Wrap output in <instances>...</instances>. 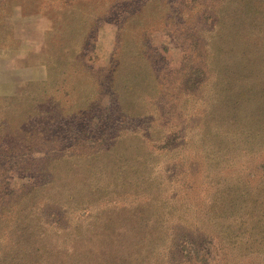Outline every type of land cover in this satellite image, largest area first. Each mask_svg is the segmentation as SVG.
<instances>
[{"label":"rangeland","instance_id":"rangeland-1","mask_svg":"<svg viewBox=\"0 0 264 264\" xmlns=\"http://www.w3.org/2000/svg\"><path fill=\"white\" fill-rule=\"evenodd\" d=\"M226 3L0 0V103L56 76L59 96L72 95L71 101L80 103L72 111H95L100 100L101 112L116 119L101 139L79 142L83 147L76 146L71 157L57 159L54 186L41 191L40 196L58 201V220L70 229L66 237L89 240V248L99 245L103 253L115 248L116 240L130 239L141 264H264V127L256 122L251 129L258 114L249 116L247 103L232 105L237 93L221 96L212 67H201V33L210 30L214 12ZM60 15L78 16L75 22L83 30L65 47L62 29L72 26L57 22ZM86 20L93 23L87 38ZM203 72L210 78L201 84ZM233 85L259 90L262 84L243 79ZM30 94L44 102L19 108L20 116L11 108L0 111V117L13 115L17 127L37 119L31 139L25 133L10 135L18 163L41 157L29 147H48L50 136L36 132L55 127L42 121L41 113L60 112L51 89ZM256 103L262 107L264 98ZM91 121L93 129L97 123ZM29 183L11 172L0 176V208L16 201L14 215L4 217L8 223L27 217L31 236L25 240L32 242L56 219L41 197L17 203ZM45 233L47 240H56L53 231Z\"/></svg>","mask_w":264,"mask_h":264},{"label":"trees","instance_id":"trees-1","mask_svg":"<svg viewBox=\"0 0 264 264\" xmlns=\"http://www.w3.org/2000/svg\"><path fill=\"white\" fill-rule=\"evenodd\" d=\"M224 1L227 2L226 5H222L221 8L216 11V14L214 12L210 30L206 29L201 33L200 43L202 44V49L204 48L201 54V67L207 65L212 67V77L215 80V85L218 87L221 96L228 97L231 93H237L239 99L237 98L236 102L230 99V103L234 106L235 104L242 106L243 103H247L245 107L249 110L252 109L249 116H251L252 113L258 114L259 117L257 120L254 115L253 122L252 120L250 121L251 129H253L256 122L259 126L264 127V110L259 111L264 107V103L262 107L259 106L260 104L256 103L258 99L264 98V0ZM197 6L200 7V4ZM185 8L190 7L186 6ZM92 15L98 16V18L105 16L104 14ZM61 16L62 15L56 17L58 18L56 20L57 22H65L68 26H72V28L67 27L65 30L62 29L61 40H65L62 44L65 47L67 43L73 42L79 32L83 35V30L79 27L80 23L77 22L78 25H76L77 23L75 21H77L78 16L74 15V18H72L71 15L69 17L70 20H73L71 22L76 23H74V25L67 22L69 20L68 18ZM50 19L54 22L55 16L52 18L50 17ZM191 20L194 21L192 18ZM83 23L86 27L84 36L87 38L89 31L91 32V25L93 23L90 22L88 24L87 20ZM205 31L206 33H204ZM203 34H208V38H203ZM5 35L6 34L2 36L1 41L5 38ZM195 42L199 43L198 38L195 39ZM80 56L81 54L74 58V60L80 59ZM68 62H71V60ZM67 63H65V65H67ZM197 71L198 69H196V72ZM63 74L64 82L66 83L68 82L69 75L66 70H63ZM200 74H202V77L199 78V83L201 84L205 83L208 81V78H210L204 72ZM198 75L199 72L195 74V76ZM55 78L56 76H49L45 82L33 83L31 86L24 89L18 97L6 99L0 103V111H6L11 108L15 109L14 116H20L21 113L19 108L22 110L23 107L32 103L44 102L40 99V95L33 94L31 96L30 93L35 91L46 93L48 89H51L55 93V96L52 98L53 104L57 106V110L60 109V112H58V115L55 117H48L50 111L41 113V115H43L41 120L51 121L54 124L55 131L50 132L46 127L36 132V134L38 133L43 137L49 135L50 138L45 142L48 144L46 148L34 147V149H31V147H29V149H26L30 151L29 153H33L31 151H34L41 154V157L34 158L31 163L27 161L18 163L15 160L17 156L16 152L18 151L17 147L11 146L12 138H10V135L14 133H25L28 134V136H30L29 139H31L34 134L33 130L36 129L37 119H28L25 123L28 125L24 128V125L21 127H17L18 124H16V126L12 125L13 115L0 117V125H2V122H5L6 125V127L0 130V158H2V160H0V176L2 177L3 174L11 172V174L18 178L31 182L26 186L25 190L27 191L18 197L17 203L35 202L38 201V197H41L42 200L47 201V209L50 210V215L56 219L54 226L45 225L42 229V239H34L32 242H27L25 240L26 237L28 235L31 236L27 217L25 222L13 219L10 223H8L4 217V213H7V215L9 213V216L14 215V212H12V205H14L16 201H10L5 203V205H1L0 264H141L139 255L136 256L139 248L136 242L133 241L132 243L130 239L128 241L119 240V242L116 240L117 242L115 241L114 244L115 248L108 249L107 253H103L100 252L99 245H92V247L89 248V240L86 241L85 239L66 237L64 233H69L70 229L66 227V230L64 225L60 223V219L58 220V218H60V212L57 208L58 201L49 197L40 196L43 188L54 186L55 180L52 168H54V164L59 162L57 159L71 157L76 146L83 147L79 142H96L101 139V135H104L106 130L116 121V119L110 116L111 114L105 115L101 112L99 106L100 100H98L96 106L97 110L95 111L94 108L91 110L88 109L89 112L88 110L81 109L72 111L77 104H80L79 101H71L72 95L67 99H64L66 97L64 95L59 96L58 90L53 87ZM243 79L257 81L259 82V86L260 84L262 85L259 90H256L254 86L233 85V83H239ZM70 92H72V90H70ZM243 97H245V99H243ZM117 102L118 99H114V103L112 104L116 105ZM134 117L138 118V115ZM92 118H94L97 123L93 129L88 126L92 123ZM7 125L12 126L7 127ZM259 129H257L258 132H260ZM87 135H90L91 138L87 137ZM30 143L28 144L29 146ZM58 143L60 144L59 147H52V145H49ZM102 151L103 150H97L95 154H99ZM49 165H51V167H49ZM37 194H39V196ZM9 225L10 227H8ZM16 228H18V230ZM141 229L142 227H138L137 232H141ZM48 230L53 231V235L55 234L57 236L56 240L53 242L45 238V232ZM13 234L18 236L13 237ZM19 239L21 243L25 244V247L20 245L18 242ZM130 250L133 251L132 254ZM132 255L135 256L133 257ZM192 262L193 261L190 260L188 261V263ZM193 264H196V262Z\"/></svg>","mask_w":264,"mask_h":264}]
</instances>
